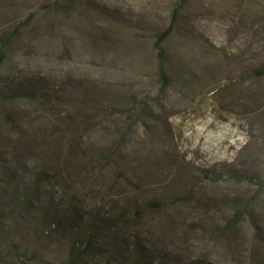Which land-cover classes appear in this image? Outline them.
Wrapping results in <instances>:
<instances>
[{"label": "rangeland", "instance_id": "rangeland-1", "mask_svg": "<svg viewBox=\"0 0 264 264\" xmlns=\"http://www.w3.org/2000/svg\"><path fill=\"white\" fill-rule=\"evenodd\" d=\"M0 264H264V0H0Z\"/></svg>", "mask_w": 264, "mask_h": 264}, {"label": "trees", "instance_id": "trees-1", "mask_svg": "<svg viewBox=\"0 0 264 264\" xmlns=\"http://www.w3.org/2000/svg\"><path fill=\"white\" fill-rule=\"evenodd\" d=\"M8 40H9V39L5 40V42H4V44H3V51L6 49V46H5V45H6V43H8ZM3 51H2V52H3ZM94 223H95V222H94Z\"/></svg>", "mask_w": 264, "mask_h": 264}]
</instances>
